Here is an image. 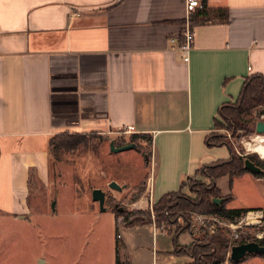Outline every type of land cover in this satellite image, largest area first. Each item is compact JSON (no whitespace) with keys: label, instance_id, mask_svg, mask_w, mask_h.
<instances>
[{"label":"crops","instance_id":"0c3cea01","mask_svg":"<svg viewBox=\"0 0 264 264\" xmlns=\"http://www.w3.org/2000/svg\"><path fill=\"white\" fill-rule=\"evenodd\" d=\"M201 1L185 61L186 0H0V215L29 210L34 181L50 170V139L64 132L129 141L122 144L148 136L140 178L153 203L201 166L229 158L230 147L206 137L246 78H264V0ZM248 172L264 181L253 171L233 180ZM124 223L130 234L118 261L138 264L135 251L175 264L172 232L151 219Z\"/></svg>","mask_w":264,"mask_h":264},{"label":"rangeland","instance_id":"374dc122","mask_svg":"<svg viewBox=\"0 0 264 264\" xmlns=\"http://www.w3.org/2000/svg\"><path fill=\"white\" fill-rule=\"evenodd\" d=\"M263 107L259 105L254 110L257 116L263 113ZM255 123L253 131L247 132L243 128L234 134L229 124L220 117L216 133L226 134L227 139L231 138L236 152L238 148L244 153L246 148L241 140H250V137L256 136ZM261 133L260 137L264 139V132ZM77 140L78 144L72 148L52 150L48 176L34 181L28 202L29 210L23 213V217L0 215V264H123L118 261L117 251L126 238L125 233L130 234L124 222L140 223L148 219H158V202H150L144 196L146 187L144 180L140 178L145 167L144 164L141 167L142 163H145V154L151 146V141L146 136L135 139L136 147L120 151L112 150L110 142L113 140L116 146H121L123 140L127 141L126 138L121 140L97 132L78 133L77 138L68 137V141L72 143ZM248 151L250 152L244 155H253L255 160L264 162L261 154ZM248 173L231 181L227 176L220 177L217 180V185L221 187L219 197L223 199L231 194L229 207H252L250 210H262L264 214V181L255 182L250 172ZM112 180L117 181L122 189L111 187L109 182ZM207 184H210V180L199 173L186 180L187 187L183 192L195 198L197 194L191 191V185L205 190ZM95 187L106 191L107 210H101L98 201L93 200ZM139 199H144L146 205L137 202ZM52 202H55L54 207ZM172 212L176 216L177 208ZM246 212H241L240 217L231 220L218 214L185 212L188 220L190 219L188 228L192 234H181L178 242L189 243L192 237L200 241L205 240L207 234H213L209 226L215 221L211 218L217 217L220 222H215L214 232L224 230L230 245L223 264H259L260 262L249 260L251 255L257 253H248L238 262L229 260L232 244L240 243L242 239L246 242L261 241L264 238V218L261 223L240 226L238 221L246 217ZM115 214L124 222L117 223ZM231 221L239 226L236 227V230H240L239 238L233 236L232 228L222 224ZM186 223L187 220L181 218L178 223L170 226L175 230ZM118 233L123 234L124 239L118 236ZM144 235L146 239L151 237L147 232ZM172 239L171 241H174ZM132 253L136 263L153 264L148 258V252L146 259L142 255L139 258L138 252ZM124 254L127 257L129 255L128 251ZM258 255L264 257V252ZM187 260V255H178L174 257L173 262L186 264L189 262Z\"/></svg>","mask_w":264,"mask_h":264},{"label":"trees","instance_id":"16d2710c","mask_svg":"<svg viewBox=\"0 0 264 264\" xmlns=\"http://www.w3.org/2000/svg\"><path fill=\"white\" fill-rule=\"evenodd\" d=\"M193 14L190 19L192 22ZM239 94V97L235 101H228L219 108V118L215 119L216 127L218 126L217 124L221 117L227 124H229L234 134H236L237 130L243 128L247 132L254 130V122H256L260 116H257L254 110L258 108L259 105L264 106V78L262 74L257 72V74L247 77ZM261 112L264 113V109H262ZM139 136L140 135H134L132 140L135 141ZM68 137L77 138L78 133L71 134L64 132L53 136L50 139L51 153L54 148L57 151L62 150L63 148H72L78 144L77 142L79 140L72 143V141H68ZM146 137L149 141L151 140L148 136ZM206 140L211 146H214V144H226L231 150L229 158L220 159L214 161L212 164L203 165L195 174L198 175L200 173L206 176L210 180V184L206 185V189L204 188L205 190H200L196 186L191 185V191L197 194L195 198H192L183 192L187 187L186 181H184L181 184L182 187L180 190L165 194L157 200L158 203L156 205L159 206V209H156L159 210L157 213L158 219L156 220L157 226L174 234V241L176 243L175 251L178 254H188L191 257V260L186 264H223L225 262L226 252L230 245H228V235L221 229L213 232V234H207L205 240L200 241L199 239H193L192 237L191 241L186 243V245L178 244L177 240L179 234L186 233V231L192 234V231L188 228V222L190 219L188 220L185 212L192 211L196 213L204 212L218 214L229 220L240 217L241 212H246L252 208H229L227 202L230 201V195L224 197L221 202L214 201L213 198L219 197V192L221 191V187L216 184V179L227 175L231 181L234 176L241 175L245 173V171H251L245 166L246 157H249L256 163V165L261 166L262 169H264V162L262 160H255L253 155L247 154L242 156L237 154L234 148L235 146L230 139H227L226 134H220L213 131V133L206 137ZM209 169L211 171H209ZM256 174L258 177L264 176V170ZM176 208L178 214L175 216L172 214V211ZM181 218L186 219L187 223L185 226H178L177 229L173 230L170 225L178 223ZM240 242H245V240L242 239ZM259 242L260 244H264V238ZM229 260L233 262L236 261L231 259V257H229Z\"/></svg>","mask_w":264,"mask_h":264},{"label":"water","instance_id":"95a60500","mask_svg":"<svg viewBox=\"0 0 264 264\" xmlns=\"http://www.w3.org/2000/svg\"><path fill=\"white\" fill-rule=\"evenodd\" d=\"M256 124V132H264V119H258ZM112 150L119 151L123 150L124 148H130L136 146L135 142L125 143L122 146H115V142L112 140L111 142ZM245 166L253 171L254 173H260L263 171L261 166L256 165V163L250 159L249 157L245 158ZM111 187L117 188L121 190V186L118 184L117 181L112 180L109 182ZM93 200L98 201L101 210H107L105 206V199H106V191L103 188L95 187L92 193ZM214 201L221 202L222 197H215L213 198ZM53 207L55 206L54 202H52ZM264 252V244H260L259 241L256 240H248L246 242H240L232 244L230 257L233 260L240 261V259L244 258L248 253H260ZM41 261H43L41 259Z\"/></svg>","mask_w":264,"mask_h":264},{"label":"built area","instance_id":"2783aa9c","mask_svg":"<svg viewBox=\"0 0 264 264\" xmlns=\"http://www.w3.org/2000/svg\"><path fill=\"white\" fill-rule=\"evenodd\" d=\"M186 5H187V15L185 17V25L183 27V32H182V35H184V40L183 42L181 43L180 45V50L182 51V55H183V59L185 61H188L189 60V57H190V52H191V49L193 47V43H194V32H193V29L191 28V16L192 14L195 12L196 8L198 7H203L204 4L202 3L201 0H186ZM258 119H264V113H261L259 118ZM258 121V120H257ZM256 121V122H257ZM133 127L132 126H128V129H132ZM262 133L261 132H257L256 136L255 137H250V140H241V143L245 146L246 148V151L244 153H241V151L237 149V152L241 155H244L245 153H248L250 151L248 150H251L248 148L247 146V142H251V141H255L257 137H259V135H261ZM230 135V134H229ZM231 139V138H230ZM252 152H255V151H252ZM263 157V156H262ZM250 212H254V221H249V213ZM246 217H243L242 219H240L238 222L240 224V226L242 225H246L248 223H261L263 218H264V214H263V211H254V210H249L246 212ZM213 221H218L220 222V220L216 217H212L211 218ZM227 220V219H225ZM229 221V220H227ZM215 222L213 224H211L209 226V230L210 231H213L214 232V229H215ZM222 224H225L227 226H229L230 228H232L234 230L233 232V236L236 238H239L240 237V230H236V227H239L236 223H234L233 221H231L230 223H225L223 222ZM248 241V240H247ZM235 244V243H234ZM232 247V246H231Z\"/></svg>","mask_w":264,"mask_h":264},{"label":"bare ground","instance_id":"6f19581e","mask_svg":"<svg viewBox=\"0 0 264 264\" xmlns=\"http://www.w3.org/2000/svg\"><path fill=\"white\" fill-rule=\"evenodd\" d=\"M247 146L252 151H255L258 154H261L264 157V139L263 137H257L255 141L247 142ZM249 221L254 220V212L249 213Z\"/></svg>","mask_w":264,"mask_h":264},{"label":"flooded vegetation","instance_id":"af4514ba","mask_svg":"<svg viewBox=\"0 0 264 264\" xmlns=\"http://www.w3.org/2000/svg\"><path fill=\"white\" fill-rule=\"evenodd\" d=\"M264 170V169H263ZM260 243V242H259Z\"/></svg>","mask_w":264,"mask_h":264}]
</instances>
